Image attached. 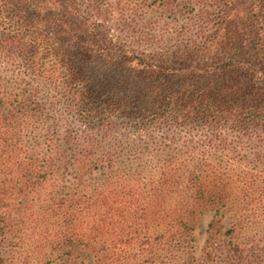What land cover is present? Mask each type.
<instances>
[{
  "label": "rangeland",
  "instance_id": "rangeland-1",
  "mask_svg": "<svg viewBox=\"0 0 264 264\" xmlns=\"http://www.w3.org/2000/svg\"><path fill=\"white\" fill-rule=\"evenodd\" d=\"M214 1H14L0 18V34L20 35L26 42L40 34L54 37L53 32L62 31V13L66 33L51 52L67 55L66 63L75 70L121 71L96 56L105 51L165 57L197 34L204 22L203 30L210 35ZM250 32L249 47L254 46ZM91 38L94 57L85 61L84 42ZM37 76L23 61L0 62V264H264V145L239 144L231 136L228 148L212 147L205 126L156 130L124 117L115 119L114 139L103 142L102 152L113 151L115 166L76 172L65 136L81 137L78 150L89 149L90 139L94 145L101 143L109 113L98 116L93 103L74 102L71 87ZM52 138L63 154L57 174L47 165ZM171 159L180 166V175L192 173V181L179 177L171 186L162 207L165 213L106 214L101 199L94 218L75 212L71 200L85 202L108 189L121 195L136 185L137 173L158 170ZM186 187L192 194L182 202L180 191ZM111 197L123 207L128 201L115 193ZM179 202L190 206L181 208ZM75 225L92 232V238L70 242Z\"/></svg>",
  "mask_w": 264,
  "mask_h": 264
},
{
  "label": "trees",
  "instance_id": "trees-1",
  "mask_svg": "<svg viewBox=\"0 0 264 264\" xmlns=\"http://www.w3.org/2000/svg\"><path fill=\"white\" fill-rule=\"evenodd\" d=\"M14 1L16 4H28L32 0H0V18ZM214 2L216 19L210 27V35L203 30L206 25L204 22L197 34L182 41L175 51H168L165 57L158 55L143 59L105 51L96 56L107 63L120 66L123 68L121 71L87 73L83 69L75 70L66 63L67 55L61 51L51 52L49 49L55 47L60 37L66 33L67 27L62 13H59L61 21L58 24L62 31L53 32L54 37L40 34L34 40L26 42L20 35L0 34V62L10 64L12 59L23 61L29 71L38 73L37 78L41 77L53 85L66 84L71 87L69 94L74 98V102L79 105L84 101L93 103L97 106L98 116L109 113L106 117L108 120H104L102 125L101 143L96 142L94 145V141L90 139V142L87 141L89 149L78 150L76 142L81 137H73L71 134L65 136L66 144L72 148V166L76 172L87 169L94 173L99 168L103 170L115 166L113 151L102 152L106 146L103 142L105 139H114L111 138V131L117 126L115 119L124 117L142 128L150 125L156 130L195 124L205 126L208 128V145L212 147L223 145L228 148L232 143L231 136L239 144L255 142L264 145L263 2ZM255 26L257 30L250 32ZM247 32L252 34L254 46L249 47ZM94 43L92 38L85 40L84 44H88V48H85L87 52L83 54L85 61L93 56L89 50L90 45L92 47ZM43 60L49 61L48 67L47 61L43 63ZM62 67L67 71L62 70ZM43 68L48 70L43 71ZM99 108L105 112H99ZM5 132L7 134V130ZM49 143L50 155L47 165L53 174H57L60 169L56 167L61 166L63 154L56 146L54 138L50 139ZM179 168L180 166L171 159L167 165L159 168L160 171L155 169L149 173H137L138 178L134 180L136 185L126 187L125 193H120L123 197L114 189H108L91 195L85 202L78 199L71 201L74 202L75 212L86 218L96 216L100 199L101 209H105L106 214L114 213L120 216L131 211L136 215L140 211L148 214L155 210L165 213L162 207L171 192V186L178 184L179 177H183L187 182L192 181V173L186 171L180 175ZM76 178L81 177L77 174ZM191 187L180 191L182 202L192 194ZM202 189L203 186H200L199 190ZM114 193L122 199H128L124 207L111 200ZM118 200L120 199H116L117 202ZM182 202L178 203L181 208H189L188 202ZM62 205H57V208L61 210ZM50 208L53 212L57 210ZM74 230L76 233L69 238L70 242L92 238V232H84L81 227L75 225ZM105 230L102 229L100 233Z\"/></svg>",
  "mask_w": 264,
  "mask_h": 264
}]
</instances>
